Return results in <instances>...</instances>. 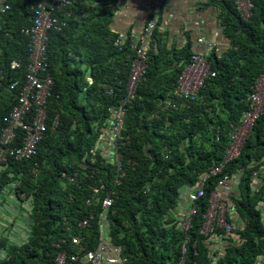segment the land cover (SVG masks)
<instances>
[{"label":"trees","instance_id":"1","mask_svg":"<svg viewBox=\"0 0 264 264\" xmlns=\"http://www.w3.org/2000/svg\"><path fill=\"white\" fill-rule=\"evenodd\" d=\"M39 1L11 0L6 29L0 32V65L4 71L0 137L5 117L16 102V90L9 85L25 72L10 69V62L25 58L27 40L20 29L30 23L33 6ZM253 1L249 19L242 17L235 0L207 3L220 9L223 34L230 46L222 53L217 47L212 49L209 59L217 75L207 79L200 97L189 104L179 100L175 90L191 61V39L179 49L159 45L156 51L151 44L147 72L127 106L122 131L128 138H124V145L114 141L116 152L124 154L126 173L120 183L116 180L115 157H105L100 144L110 132L113 113L109 107L119 105L127 94L135 57L132 40L123 39L122 50L115 44L121 34L110 28L113 12L106 0H76L57 12V17L68 24L63 31L50 33L49 71L55 86L48 129L32 158L7 156L0 163V195L9 188L20 199L31 200V236L27 243L8 249L2 239L0 254L5 251L6 255L0 257V264L51 263L59 252L54 242L69 239L71 234L79 235L81 243L75 245L69 239L64 247L78 251L81 258L107 239L125 246L129 264L181 262L186 231L180 225L183 218L176 213L180 201L198 186L212 165L223 159L231 141L229 133L250 109L248 96L264 69V0ZM157 33L156 29L153 39ZM108 85L115 87L113 95L106 93ZM57 115L59 122L54 125ZM20 142L19 138L14 145ZM263 155L264 115L241 155L230 161L219 177L206 181L207 194L198 202V213L192 216L187 231L183 264H256L264 257V215L258 208L261 195H252L250 176L257 167L251 163ZM239 169L245 175L241 196L234 203L245 224L237 229L238 240L231 239L223 256L214 259L210 235L200 231L203 215L219 178L225 174L231 177ZM108 192H115V199L105 209L102 200ZM90 198L92 203L88 204ZM92 214L90 225L80 226ZM220 230L215 232L220 234Z\"/></svg>","mask_w":264,"mask_h":264},{"label":"built area","instance_id":"2","mask_svg":"<svg viewBox=\"0 0 264 264\" xmlns=\"http://www.w3.org/2000/svg\"><path fill=\"white\" fill-rule=\"evenodd\" d=\"M76 0H40L33 6V15L28 25L21 27V34L26 38L25 58H14L10 62V69L15 71L24 70L20 78L13 79L9 85L11 90H16L15 104L9 114L5 117L6 124L3 126L0 137V163L4 162L7 156H12L16 160L32 158L38 149V144L43 139L48 129L49 104L54 96L55 81L49 71V40L50 33L63 31L68 21L60 20L57 12L66 10L74 5ZM164 0H155L150 8V18L143 31L130 42V47L135 52V57L131 64V70L126 86V97L117 106H110L113 117L111 119L110 131L114 141L124 145L123 125L127 113L129 100L135 94L138 83L147 72L148 56L147 47L153 40L157 26L160 21V14ZM237 9L244 19H249L253 14V0H235ZM11 0H0V32L6 29V15L11 10ZM71 16V15H70ZM69 16V17H70ZM123 35H120L115 44L119 49H124ZM196 45L202 51H193L191 61L185 66L179 76L175 94L184 103H191L200 97V92L205 86L208 78L217 75L213 69L212 61L209 59L210 50L215 47V43L200 36L196 40ZM4 79V71L0 65V85ZM106 93L113 95L115 87L106 86ZM251 104L249 110L245 111L239 121L238 126L230 131V145L225 151L223 159L212 165L206 172L198 186L189 192L190 200L189 215L182 220L181 229L186 231L182 251L183 256L179 264H183L187 251L189 235L187 231L191 228L192 216L198 213V202L206 196V181L211 177H219L225 170L226 165L241 155L243 147L250 137L257 121L264 115V69L255 80L253 91L248 96ZM59 122V115L56 116L54 125ZM20 131L21 137H20ZM21 139L19 144L14 145ZM136 162V161H135ZM137 163V162H136ZM115 164L118 169L117 183L121 182L125 176L124 154L116 152ZM257 174L256 171L253 172ZM230 176L225 174L219 178L218 187L214 188L209 197V206L203 215L204 223L200 231L204 235H210L218 229L233 232L235 227L228 220V214L232 211V206L222 199L221 189L230 187ZM115 192H108L103 200L102 206L110 208L114 202ZM88 204L92 199H88ZM91 216L83 219L80 226L90 225ZM68 230L70 227L67 228ZM70 242L80 244L81 237L71 234ZM65 237L54 242L59 252L53 262L48 264H129V258L124 255L125 246L115 245L106 239L96 250H88L81 258L78 251H72L64 247L68 244Z\"/></svg>","mask_w":264,"mask_h":264},{"label":"crops","instance_id":"3","mask_svg":"<svg viewBox=\"0 0 264 264\" xmlns=\"http://www.w3.org/2000/svg\"><path fill=\"white\" fill-rule=\"evenodd\" d=\"M108 1V2H107ZM210 0H164L160 14L157 37L151 41L147 50L154 47L165 46L172 48H183L191 39L193 50L202 51L196 45V40L204 36L207 40L215 43V47L222 53L230 43L223 34V26L220 20V9L216 6H208ZM107 2V3H106ZM108 8L111 9L112 16L110 28L124 36V39H135L144 29L150 17V8L155 0H106ZM214 47V48H215ZM157 47V50L158 51ZM212 51V50H210ZM100 148L108 159L114 160L116 147L111 131L103 138ZM251 166H257L250 172L252 177V195L259 196L258 208L264 215V155L259 161H253ZM2 167L0 166V169ZM245 175L243 169L237 170L230 177V187L221 189V197L232 206V211L228 217L235 227L232 233L220 230V234L213 232L210 234L209 246L210 254L214 259L223 256L230 240H238L239 228L245 224L241 213L236 209L234 199L241 196V180ZM9 189V188H8ZM6 190L0 195V242L5 239L7 249L10 245H21L27 243L31 236V200L20 199L12 190ZM13 207V208H12ZM190 200L184 196L181 199L177 210V215L185 219L189 215ZM231 235L228 236V234ZM107 240V239H106ZM108 241V240H107ZM6 250V249H4ZM6 252L2 251L0 257H4ZM256 264H264V257Z\"/></svg>","mask_w":264,"mask_h":264},{"label":"rangeland","instance_id":"4","mask_svg":"<svg viewBox=\"0 0 264 264\" xmlns=\"http://www.w3.org/2000/svg\"><path fill=\"white\" fill-rule=\"evenodd\" d=\"M8 189V188H7ZM22 197L24 198L25 197V195H22ZM13 208V207H12Z\"/></svg>","mask_w":264,"mask_h":264}]
</instances>
